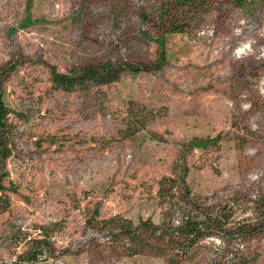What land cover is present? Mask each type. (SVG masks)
<instances>
[{
    "label": "rangeland",
    "instance_id": "1",
    "mask_svg": "<svg viewBox=\"0 0 264 264\" xmlns=\"http://www.w3.org/2000/svg\"><path fill=\"white\" fill-rule=\"evenodd\" d=\"M170 1L0 0V66H15L2 86L14 138L1 182L14 191L8 203L0 193V264L47 235L53 255L37 264H164L110 240L93 209L158 224L168 207L158 181L182 155L193 201L254 219L264 200V0H209L182 33L158 13ZM159 36L160 70L74 92L51 84L50 65L149 63ZM130 109L143 118L125 135ZM218 135L216 146L191 144ZM232 254L264 264V225L238 244L206 238L181 264H230Z\"/></svg>",
    "mask_w": 264,
    "mask_h": 264
},
{
    "label": "trees",
    "instance_id": "2",
    "mask_svg": "<svg viewBox=\"0 0 264 264\" xmlns=\"http://www.w3.org/2000/svg\"><path fill=\"white\" fill-rule=\"evenodd\" d=\"M242 7L243 0H233ZM209 0H173L158 9V13L164 18L167 31L182 33L189 26L190 20L210 11ZM163 20V19H162ZM158 44L157 57L149 63L134 64L124 61L115 63L110 60L101 63L79 65L67 71H58L56 66H49L50 81L55 89L66 92H74L78 89L89 90L92 86L108 85L117 81L123 71L137 74L140 71L160 70L167 60L165 52V40L162 36L155 39ZM15 66H0V193L4 195L6 202L9 197L6 191H14L11 186L3 184L2 179L7 176L5 161L12 153L14 127L9 121L11 111L3 99V81L13 72ZM128 124L124 131L125 135L134 134L138 122L143 118L142 111L130 109ZM136 128V129H134ZM139 128H144L143 123ZM220 135L212 139H194L191 144L196 147L216 146ZM175 161L171 175L163 176L158 181L157 193L159 198L168 204L158 224L151 219H142L133 223L129 218L114 215L111 218L101 219L98 207L93 209L92 220L99 228L107 233L110 240H118L124 249L130 254L151 253L164 257V264H181L182 261L190 260L195 252L201 247L204 239L217 236L227 245L240 243L244 239H250L255 229L264 225V200L255 201L253 210L254 219L235 221L234 213H215L209 208L193 201L186 175L188 166L184 156ZM183 192V196L178 194ZM179 196V197H178ZM8 200V201H7ZM179 216L174 223L175 215ZM51 236H41L31 239L26 248L16 256L12 264H37L43 257L53 255V243ZM242 255H230L227 261L230 264H250L243 260Z\"/></svg>",
    "mask_w": 264,
    "mask_h": 264
}]
</instances>
